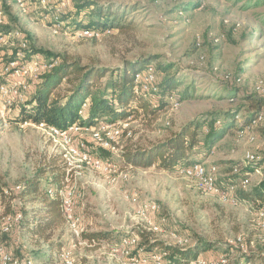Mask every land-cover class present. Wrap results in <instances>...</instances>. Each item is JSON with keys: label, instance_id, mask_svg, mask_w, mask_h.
Here are the masks:
<instances>
[{"label": "rangeland", "instance_id": "374dc122", "mask_svg": "<svg viewBox=\"0 0 264 264\" xmlns=\"http://www.w3.org/2000/svg\"><path fill=\"white\" fill-rule=\"evenodd\" d=\"M0 1V30L4 27L6 32H15L16 40L30 44L29 52L36 51L43 57L49 54L59 60L46 59L58 63L67 60L111 71H118L127 62H137L140 67L153 63L160 80L168 72L183 82L178 91L190 87V95L181 102L174 99L178 97L175 95L163 109L140 110L124 126L110 129L99 140L86 132L73 135L74 141L86 144L93 155L108 152L110 156L106 158L116 161L121 170L117 176L106 175L77 162L69 174L66 171L63 183L54 181L50 166L55 154L63 156L61 141L54 139L45 125L20 123L21 115L8 118L0 111V238L19 263L64 264L60 252L70 248L75 264H135L131 257L144 253L164 254L168 264L166 252L140 247L141 239L132 234L140 229L177 247L194 246L199 240L211 244L197 256L204 264H242L246 255L264 254V228L259 217L264 206L242 198L236 203H223L200 188L195 179L178 174L176 168L166 171L157 165L129 166L122 157L127 146L148 148L196 119L207 120L217 112L248 104L244 95L264 101V0H92L94 8H83V4L78 7V0H57L48 10L34 2L21 5L25 0ZM63 1L65 7L61 5ZM45 15L48 19H44ZM97 20L105 25L97 27L101 33L97 38L79 35L84 25ZM111 75L108 73L101 84ZM72 86L64 80L57 93L66 96ZM150 100L154 107L158 106L157 97ZM244 113L239 114L238 125ZM251 126L227 132L211 151L200 143L192 154L193 160L200 161L205 173L221 185L228 184L229 177L237 172H229L233 166L244 168L262 161L259 169L244 176L251 179L248 190L259 188L264 183V132H254L255 125ZM208 130L205 125L200 132ZM128 131L131 137L126 136ZM104 143L108 145H101ZM247 153L256 161H247ZM55 163L62 166L58 159ZM42 169L48 170L41 182L45 194L51 186L60 184L74 192L75 210L85 233L108 231L126 237L93 248L79 245L67 227L63 231V249L50 251L46 244L36 243L27 234L25 224L18 228L19 218L22 221L26 214L28 219L34 206L31 198L19 193L23 184ZM149 205L158 209L142 220L137 212ZM6 215L13 219L8 221ZM6 222L14 224L10 234H3ZM128 237L136 243L116 252L111 250ZM116 239L120 237L113 241ZM217 258L221 261L210 263V259Z\"/></svg>", "mask_w": 264, "mask_h": 264}, {"label": "trees", "instance_id": "16d2710c", "mask_svg": "<svg viewBox=\"0 0 264 264\" xmlns=\"http://www.w3.org/2000/svg\"><path fill=\"white\" fill-rule=\"evenodd\" d=\"M77 3L78 7L83 4V8H94L95 6L92 0H78ZM102 25V22L97 20L83 27L100 29L97 27ZM1 29L6 31L4 27H1ZM28 54L35 55L40 53L31 50ZM43 55L47 59L53 58L49 54ZM140 65L137 62H127L118 71H111L107 68L82 66L79 62L60 61L58 66L42 77L41 84L37 86L36 91L32 94L27 104L16 108L12 115L16 114L17 117L21 115L22 121L20 123L29 121L37 125L41 124L40 126L45 125L47 128L66 130L75 123H79L82 127L93 125L98 121L116 123L140 110L148 111L151 108L154 109L152 111H158L163 109L164 106L170 104V100L175 95L178 97L174 99L179 102L190 95L189 86L182 91L177 90L183 82L175 75L167 74L168 72H166L160 80L159 71L156 68V73L158 74L157 90L152 91L151 98L157 97L158 106L154 107L150 99L139 98L135 94V77L148 66L145 64L140 67ZM108 73H112L111 77L105 84H101V81ZM64 80H67L73 86L68 89V95L61 96L57 91ZM244 100L248 104H241L239 108L227 110L223 113L217 112L209 116L207 120L196 119L183 126L179 131L172 133L166 140L153 144L148 148L127 146L122 152L124 163L129 166L142 168L157 165L158 168L166 171H172L175 168L178 170L182 166H192L201 163L193 160L192 156L197 145L203 143L207 150L211 151L212 147L221 141L227 132L234 128L237 131L249 129L253 121L263 115L264 101L262 99L244 95ZM243 112L245 113L241 118V124L238 125V116ZM205 125L209 126L208 132H200V129ZM252 129L254 132L260 130L263 133L264 124H258ZM101 154L105 157L110 156L106 151H101ZM57 159L60 160L62 166H55ZM262 164L263 162L259 161L256 164L251 163L244 168L239 164L233 166L229 172H237L233 174L234 177L231 176L234 179L229 177V182H237L241 177L250 174L251 170L259 169ZM50 166L54 181L62 182L66 175L63 156L55 154ZM47 171L42 169L39 174L27 180L22 186L19 195L23 198H31L34 206L30 208L28 219L25 217L26 214L24 217L22 215L20 226L25 224L28 229L27 234L32 239L35 238L36 243H44L50 251H53L63 249V231H65L64 229L67 226L60 201L51 199L47 193L43 192L44 188L41 182L44 180ZM228 174L230 175L231 173ZM55 182L54 184H56ZM229 182L227 183L229 184ZM225 185L227 184L221 186ZM237 197L246 201H253L263 207L264 183L255 190L240 191ZM132 234H137L141 239L140 247L148 246L150 250L159 248L161 252H166L168 264H188L207 246L211 247V244H205L200 240L194 246H173L155 239L151 232L143 229L133 231ZM121 236L108 231H97L87 232L83 235V238L94 239L101 245L106 241L117 243L121 238L126 237ZM115 237H120V239L113 241ZM258 261L264 264V254L246 255V259L242 264H256Z\"/></svg>", "mask_w": 264, "mask_h": 264}, {"label": "bare ground", "instance_id": "6f19581e", "mask_svg": "<svg viewBox=\"0 0 264 264\" xmlns=\"http://www.w3.org/2000/svg\"><path fill=\"white\" fill-rule=\"evenodd\" d=\"M27 2L37 3L42 10H48L50 5L54 2H57V0H25V2L21 3V5H26ZM1 4L2 2L0 1V25L3 22V10ZM61 5L62 7H65L66 1H63ZM57 11H59V4ZM44 19H48V15H45ZM56 20H58V18ZM99 30L100 29L94 30L84 28L79 32V35L83 38L93 39L97 38L101 34ZM13 33L15 32H2L0 30V111L5 113L7 109V114L5 113L7 116L12 115L19 106L27 104L32 94H34L36 91L40 81H42V77L59 64L58 61L47 60L41 54L29 55V45L26 42L16 40L13 36ZM8 46L9 50L7 48ZM14 65H23L28 67L29 71L27 72V75H24V73L13 74V70L11 68ZM157 76L158 74L156 73V66L153 63L149 64V66L138 73L135 77V94L139 98L142 97L143 99H151L152 91L157 90ZM177 103L178 102H176L174 105H177ZM130 118L131 117L129 116L128 118L120 120L116 123L102 121L101 123L89 125L92 126L90 128L82 127L79 125V123H75L72 127L66 130L49 128L50 135L57 141H61L59 143H62L61 145L64 151L63 158L67 174H69L73 168H76L77 162H82L87 166H90V168L100 171L106 175L117 176L121 170V167L116 161L99 154L97 155L96 153L93 155L86 144L80 141H74L73 135H76L78 132H86L90 136H93V139L99 140L100 136L107 135L110 129H119L120 127L124 126L126 121H128L127 119ZM263 122L264 115H261L257 120L253 121L252 124L257 126ZM104 124H106V126H103ZM251 127L252 126H250L249 129ZM126 136L131 137V132L128 131ZM101 145L107 146L108 143ZM245 158L249 162H254L257 159L250 153H247ZM177 173L184 175L186 178L195 179L200 188L209 194L217 196L223 203H236L238 201V192L242 190H248L251 181L250 177H244L237 182H232L225 186H221L215 177L205 173L204 168L200 163L194 164L192 166H182L177 170ZM6 193H8V191H6ZM47 195L51 199H58L60 201L66 225L78 240V244L88 245L93 248L96 247L99 244L95 243L97 242L96 240L83 238L85 229L75 210L74 192L68 187L63 185L61 186L60 184L51 186L47 191ZM69 195H72V209H70V212L68 210L67 201ZM157 209L158 207L155 205H149L145 207L142 206L139 208L137 216L142 220L149 219L150 213L156 211ZM1 215H3V210L0 206V216ZM6 217L8 221L13 219L10 215H7ZM259 217L261 220V226L264 228L263 209L259 212ZM13 226L14 224L12 225V223L6 222L3 228V234H10L13 230ZM135 243L136 240L134 238L128 237L122 240L119 245H117V249L114 246V248H111V250L116 252L119 248L121 249L126 246L134 245ZM180 245L184 246L185 244L182 242ZM8 250L5 246V242H3V240L0 238V264H32L31 261L27 263H19V261L16 260V257ZM140 251L143 252V249L141 248ZM60 260L64 264H75L76 261L73 249H63L60 252ZM131 262L135 264H146L152 262L153 264H165V255L160 253L139 254L132 256ZM193 264H204V260H202L200 257H196V259L193 261Z\"/></svg>", "mask_w": 264, "mask_h": 264}, {"label": "built area", "instance_id": "2783aa9c", "mask_svg": "<svg viewBox=\"0 0 264 264\" xmlns=\"http://www.w3.org/2000/svg\"><path fill=\"white\" fill-rule=\"evenodd\" d=\"M101 36H105V35H101ZM11 69L13 70V74H16V73H24V75H27V72L29 71V68L26 67V66H23V65H14ZM40 84H41V81H40L39 85ZM5 113L7 114V109H6V112ZM9 117L10 116L8 115V118ZM28 123H32V122H28ZM103 126H106V124H104ZM84 127H89L90 128L92 126H84ZM71 198H72V195H69L68 196V200H67L68 201V210H69V212H70V209H72L71 208ZM20 222H21V218H19V220L17 221L18 228L20 227ZM95 243H98V242H95ZM101 245H103V244H101ZM216 261H221V259L220 258L210 259V263H216ZM146 264H153V262L152 263H146Z\"/></svg>", "mask_w": 264, "mask_h": 264}, {"label": "crops", "instance_id": "0c3cea01", "mask_svg": "<svg viewBox=\"0 0 264 264\" xmlns=\"http://www.w3.org/2000/svg\"><path fill=\"white\" fill-rule=\"evenodd\" d=\"M70 245V244H69Z\"/></svg>", "mask_w": 264, "mask_h": 264}]
</instances>
